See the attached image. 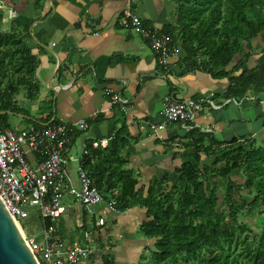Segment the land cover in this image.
I'll return each mask as SVG.
<instances>
[{
  "label": "trees",
  "instance_id": "1",
  "mask_svg": "<svg viewBox=\"0 0 264 264\" xmlns=\"http://www.w3.org/2000/svg\"><path fill=\"white\" fill-rule=\"evenodd\" d=\"M175 1L176 24L163 30L177 41L178 30L185 68L226 78L228 89L222 96L230 100L243 102L256 93L254 103L262 118L259 131L221 140L213 132L184 129L186 149L180 154L175 183L157 180L146 194L124 154L132 139L125 124L110 145L88 143L83 166L122 211L147 207L151 218L141 230L155 239L157 264H264V61L256 57L264 52V47L258 49L264 33V0ZM4 17L0 8V110L22 112L29 125L41 126L50 117L32 116L31 102L19 99L22 92L28 101L38 98L41 84L35 74L40 58L21 26L13 21L7 29L2 26ZM11 116L0 113V128H12ZM33 216L42 228L41 213ZM57 221L47 219L46 224H55L61 232ZM88 225L86 217L83 229Z\"/></svg>",
  "mask_w": 264,
  "mask_h": 264
},
{
  "label": "crops",
  "instance_id": "2",
  "mask_svg": "<svg viewBox=\"0 0 264 264\" xmlns=\"http://www.w3.org/2000/svg\"><path fill=\"white\" fill-rule=\"evenodd\" d=\"M1 1L7 14L9 8L17 10V15L8 14L7 19L21 26L31 50L40 58L38 80L45 88L31 102L32 116L41 120L50 117L45 123L54 118L70 122L81 118L92 120L86 131L72 137L70 152L77 140L82 150L85 143L102 138H109L110 145L116 131L125 124L132 139L124 154L128 155V167L135 171L145 194L157 180L167 178V184L175 183L176 168L182 162L180 154L186 149V132L179 124L168 125L159 136L147 123V120L162 118L166 93L174 91L180 97L212 98L220 94L214 98L219 107L202 111L197 121L210 127L209 132L221 140L239 135L240 127L249 133L256 132L249 114L240 110L238 102L222 96L228 89L226 78L214 77L199 68H185V50L178 30L175 32L177 53L170 57L166 69L158 64L148 41L130 26L118 22L126 0ZM136 10L145 23L160 29L176 24L175 0H136ZM167 71H170L168 76ZM108 87L127 100L124 110L109 106L110 99L105 93ZM246 100L250 98L239 104ZM98 109H101L98 118L92 119ZM248 112L252 110L248 108ZM28 126L26 122L19 129ZM28 157L33 164L38 159L31 152ZM69 172L73 176L71 165ZM77 177L73 176L75 181ZM68 199L65 196L64 201ZM73 204L57 223L68 241L85 243V229L80 226L81 210ZM150 218L147 207L142 205L120 214L109 213L106 223L97 230L98 241L108 250L106 258H90L76 264H97L105 260L110 264H157L153 255L155 239L140 231L143 222Z\"/></svg>",
  "mask_w": 264,
  "mask_h": 264
},
{
  "label": "built area",
  "instance_id": "3",
  "mask_svg": "<svg viewBox=\"0 0 264 264\" xmlns=\"http://www.w3.org/2000/svg\"><path fill=\"white\" fill-rule=\"evenodd\" d=\"M8 14L14 16L18 13L9 8ZM118 22L130 26L148 41L158 64L167 68L170 57L178 51V41L163 29L145 23L136 10V0H126ZM105 93L112 109L124 110L127 100L120 92L108 87ZM247 97L255 99L254 94ZM233 100L239 102L235 98ZM163 102L162 118L159 121L147 120L150 129L157 135L160 136V131L172 123L179 124L186 131L198 128L208 132L212 130L201 125L196 118L206 106L208 109L219 107L214 98L206 95L180 97L168 92ZM100 111L96 110L91 118H97ZM89 126V118H81L73 122L51 120L41 126L30 125L19 130L0 128V196L39 264H76L90 258L103 259L108 254L105 245L98 241L97 230L106 223L109 213L120 214L122 210L115 199L106 197L93 182L90 171L83 166V157L89 152V142L84 144L80 157L69 153L72 137L77 132L86 131ZM108 141L109 138H102L90 143L98 147L106 146ZM30 152L37 154L38 159L34 164L28 157ZM72 161L78 162L77 181L69 172ZM65 196L70 199L64 201ZM73 202L81 210L80 226L84 225L86 217L89 220V228L84 230L85 243L70 242L55 224H46L47 219L59 220L69 206H74ZM34 208L43 218L40 241L28 238L20 219L29 217Z\"/></svg>",
  "mask_w": 264,
  "mask_h": 264
},
{
  "label": "rangeland",
  "instance_id": "4",
  "mask_svg": "<svg viewBox=\"0 0 264 264\" xmlns=\"http://www.w3.org/2000/svg\"><path fill=\"white\" fill-rule=\"evenodd\" d=\"M4 14H5V17H4V22H3V27L5 28V29H7V27H9V20L7 19L8 17V14L6 13V10L4 9ZM259 44V47H258V49H263V47H264V33H262V35H261V38H260V41L258 42ZM256 57L259 59V62H262V61H264V52H262V53H259L258 55H256ZM35 76H36V78L37 79H39V73H38V69H37V72H36V74H35ZM39 82H40V80H39ZM41 84H42V82H41ZM45 88V86L42 84L41 85V87H40V92L42 91V89H44ZM252 94H254V96H255V99H256V93H252ZM19 99H22V102L24 103H26L27 104V102H28V104L30 103V102H32V101H28L25 97H24V92H22L21 93V96H19ZM254 99V100H255ZM254 100L253 99H251L250 98V100H246V102L245 103H243V104H239L240 102H238V105L240 106L239 108H240V110L241 111H243V110H245V112L247 113V114H249V117H250V121L252 120V125H253V127L256 129V131H259L258 130V127H259V125H261V123H262V118H260V117H258V109H259V107L257 108L256 107V105H255V103H254ZM256 101V100H255ZM233 102H235L234 100H233ZM251 104H253V105H251ZM264 105L262 104V107H263ZM248 108L250 109V110H252V112H248ZM205 111H207L208 112V108H207V106L205 107V109H204ZM204 110H202V111H204ZM254 110V111H253ZM202 111H200V112H198V115H197V118H198V116H199V114L202 112ZM26 115V114H25ZM242 115V114H241ZM28 116V115H27ZM196 118V119H197ZM10 119H11V123H12V128L13 129H15V130H17V129H19V128H22V127H25L26 126V122L27 121H25V119H24V117H20L19 115H15V114H12V116L10 117ZM254 123V124H253ZM172 124H174V123H172ZM237 124H238V122H237ZM250 124V123H249ZM248 126H250V125H248ZM240 130H238V134L241 136V135H244L245 133H246V135H249L250 133H249V131H245L244 130V128L243 127H240L239 128ZM260 129H261V127H260ZM252 130H254V129H252ZM217 132V131H216ZM242 133V134H241ZM252 133V132H251ZM217 134H218V132H217ZM238 135V136H239ZM82 145H81V143H79V141L77 140V142H75L73 145H72V148H71V155H73V154H75V153H77V154H75V155H73V156H75V157H79V156H81L82 154ZM71 171H72V174H73V176L74 177H76L77 175V167H78V162L77 161H72L71 162ZM64 199H65V197H64ZM38 212H39V210H37V208H34L33 210H32V212H31V215H30V217L29 218H27V217H20V219H21V222L25 225V226H27L26 227V229L25 228H23V230H24V232L27 234V236H28V238H30V239H32V238H37V240H41V236H42V228L41 227H39L38 226V223H37V221H36V219H35V217L33 216V214L34 215H36V214H38ZM67 212V211H66ZM65 212V213H66ZM123 212V211H122ZM249 220V219H248ZM255 228V227H254ZM257 228H255V230H256ZM140 231H141V226H140ZM154 260L156 261V259L154 258ZM169 264H171V262L169 261L168 262ZM168 263H164V264H168Z\"/></svg>",
  "mask_w": 264,
  "mask_h": 264
},
{
  "label": "water",
  "instance_id": "5",
  "mask_svg": "<svg viewBox=\"0 0 264 264\" xmlns=\"http://www.w3.org/2000/svg\"><path fill=\"white\" fill-rule=\"evenodd\" d=\"M26 117L22 112L0 110ZM0 264H39L21 228L0 196Z\"/></svg>",
  "mask_w": 264,
  "mask_h": 264
},
{
  "label": "clouds",
  "instance_id": "6",
  "mask_svg": "<svg viewBox=\"0 0 264 264\" xmlns=\"http://www.w3.org/2000/svg\"><path fill=\"white\" fill-rule=\"evenodd\" d=\"M264 100V99H263ZM263 103V102H262Z\"/></svg>",
  "mask_w": 264,
  "mask_h": 264
}]
</instances>
